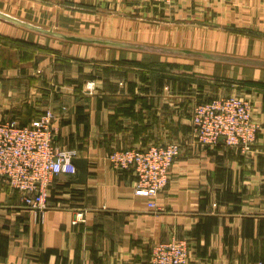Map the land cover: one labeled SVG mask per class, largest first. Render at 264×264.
I'll return each instance as SVG.
<instances>
[{
    "label": "crops",
    "instance_id": "crops-1",
    "mask_svg": "<svg viewBox=\"0 0 264 264\" xmlns=\"http://www.w3.org/2000/svg\"><path fill=\"white\" fill-rule=\"evenodd\" d=\"M211 63L247 81L250 150L193 137ZM46 110L56 144L88 160L87 182L55 176L36 221L0 181V264H150L172 239L187 241V264H264V0H0V120L27 126ZM169 142L181 153L153 210L107 157Z\"/></svg>",
    "mask_w": 264,
    "mask_h": 264
},
{
    "label": "built area",
    "instance_id": "built-area-1",
    "mask_svg": "<svg viewBox=\"0 0 264 264\" xmlns=\"http://www.w3.org/2000/svg\"><path fill=\"white\" fill-rule=\"evenodd\" d=\"M87 85L90 92L94 84ZM57 115L46 110L27 126L16 120H0V181L8 182L21 194L24 206L33 211L36 221L48 208L46 200L53 178L78 173L73 162L76 151L55 142ZM191 125L193 137L201 147H213L223 139L229 147L250 150L259 130L250 102L234 95L196 103ZM180 153V143L169 142L145 149L114 150L107 160L114 169H131L136 177L134 194L147 198L148 207L158 210V195L168 185L171 168ZM188 259L187 241L172 239L153 246L150 264H187Z\"/></svg>",
    "mask_w": 264,
    "mask_h": 264
},
{
    "label": "rangeland",
    "instance_id": "rangeland-1",
    "mask_svg": "<svg viewBox=\"0 0 264 264\" xmlns=\"http://www.w3.org/2000/svg\"><path fill=\"white\" fill-rule=\"evenodd\" d=\"M218 66H220V65L215 66V64L211 63V67L215 68V69H212V73L214 72V74H216L214 76L212 75V78H211V95H212V97L207 98L205 100L198 101L197 103L210 100V99L215 98L217 96L234 95V96H239L241 98L248 100L251 104L250 99L245 97V92L242 91V90H247V87H245V86H247V83H246L247 81H244V80L239 79V78H235L234 76L231 77L233 75L232 73H235L232 71V69H229L228 67L221 68ZM183 69H185V68H183ZM217 74H220V75H217ZM222 74H224V76ZM235 74H239V73H235ZM218 81L223 82V83H221V85H220V84H218ZM235 83H237L236 86L234 85ZM248 85L253 86L254 84L253 85L248 84ZM242 86H244V87H242ZM259 86H260V84H259ZM234 88H236V91L232 92V90ZM227 96H224V97H227ZM194 105H193V107H194ZM193 107H192V109H193ZM191 112H192V110H191ZM256 138H257V135H256ZM255 142H256V140H255Z\"/></svg>",
    "mask_w": 264,
    "mask_h": 264
},
{
    "label": "water",
    "instance_id": "water-1",
    "mask_svg": "<svg viewBox=\"0 0 264 264\" xmlns=\"http://www.w3.org/2000/svg\"><path fill=\"white\" fill-rule=\"evenodd\" d=\"M52 35H56L63 40H66L68 42H77V43H94V44H101V45H113L112 42L105 41V40H99V39H87L79 36H74V35H65V34H59L55 32H47ZM183 54L187 55H200L206 59L209 60H216L217 58L223 59L220 57L213 56L211 54L207 53H199V52H193L190 50H181ZM74 164L78 168V182L81 184H85L87 182L88 178V160L86 158H74L73 159Z\"/></svg>",
    "mask_w": 264,
    "mask_h": 264
}]
</instances>
